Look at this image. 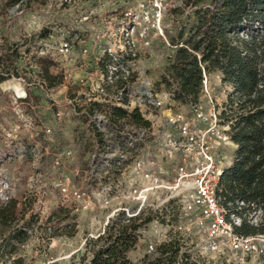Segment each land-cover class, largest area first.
<instances>
[{
  "label": "built area",
  "instance_id": "obj_1",
  "mask_svg": "<svg viewBox=\"0 0 264 264\" xmlns=\"http://www.w3.org/2000/svg\"><path fill=\"white\" fill-rule=\"evenodd\" d=\"M97 1V8L84 16L98 23L92 34L75 33L74 37L70 31H61L57 37L49 34L42 39L38 58L50 59L52 73L63 80L48 87L39 66L37 84L51 100L46 112L50 118L53 112L54 123L44 122L43 132L50 143L34 140L32 157L41 160L52 151L60 196L76 211L107 210L105 228L120 214L127 221L152 212L180 214L179 223L156 220L146 240L147 262L160 257V247L174 242L176 235L190 237L198 247L202 263L193 255L186 258L196 264H209L211 257L226 264L260 260L264 233H238L242 218L223 202L221 180L228 166L220 146L231 140L230 127L221 122L223 108L211 97L207 110L200 102L188 104L190 113L175 110L172 94L160 96L157 83L138 65L141 55L156 43L183 46L172 38L171 23L194 19L195 11L211 7V1ZM204 77L207 91L206 73ZM55 89L64 90L63 99L53 94ZM28 90L21 87L15 98L35 108L37 103ZM120 107L130 112L137 109L150 124L118 117L115 109ZM30 124L35 130L33 118ZM65 124H70L75 141L58 147L54 135ZM74 147L87 149L85 156L80 152L77 159ZM74 160L75 168L68 172ZM250 215L258 224L262 211ZM142 233L148 234L147 228Z\"/></svg>",
  "mask_w": 264,
  "mask_h": 264
},
{
  "label": "rangeland",
  "instance_id": "obj_2",
  "mask_svg": "<svg viewBox=\"0 0 264 264\" xmlns=\"http://www.w3.org/2000/svg\"><path fill=\"white\" fill-rule=\"evenodd\" d=\"M98 5L97 0H24L15 5H10L7 0H0V55H5L4 58L7 59V51L16 47L19 50L16 57L2 62L4 65L17 66L19 76H13L0 83V204L11 198L18 200L22 211L17 227H22L30 221L34 222L27 241L19 244V249L13 257L0 264H81L84 255L88 259L91 257V249L98 247L96 241L106 233L110 225L105 228L107 210L76 211L68 200L60 196V192L55 188V178L58 175L52 163V151L46 153L41 160H34L31 151L34 140H41L44 145L50 143L43 132L44 122L54 123L53 112L50 111L51 118L50 113L46 112V105L51 100L47 99L37 84L40 79L38 56L43 45L42 39L49 34L57 37L61 31H70L74 37L75 33L80 36L92 34L93 27L98 23L94 19L86 20L84 16ZM171 24V36L176 42L182 30L185 29L186 36L189 35L188 20ZM177 49L156 43L149 53L141 55L138 65L145 69L146 77L159 83L162 75L169 71ZM207 80V91L203 86L199 102L203 109L207 110L212 97L222 107L232 90L231 86L222 82L219 72L207 74ZM21 87L29 89L37 107L32 108L16 100V92ZM159 88V95L163 98L171 93L164 84ZM63 93V89L53 91L60 100L64 98ZM172 103H175V110L190 113L188 104L177 101ZM30 118L34 119L35 125L32 127L35 130L31 128ZM17 124L20 125L18 131ZM32 131H35L34 136ZM54 139L58 147L73 145L75 137L70 124H65L61 131L57 129ZM236 149L237 145L232 140L220 146L226 166L232 164ZM86 150L74 147L75 157L80 158V152L81 157H84ZM76 160L68 165V172L75 168ZM61 209L65 212L53 218ZM249 217L251 218V215ZM142 218H150L143 226L147 228L148 234L142 233V227L138 243L129 254L135 263L146 259V240L151 237L156 220L163 219L166 222L170 219L172 224L183 220L180 214L166 212L146 213ZM174 242L175 248L166 253L159 264L194 263L192 259L186 260L192 255L202 263L198 247L191 243L190 237L176 235ZM175 249H178V252L171 258ZM151 262L157 264L155 261L149 263ZM209 264L226 263L222 259L211 257ZM249 264H264V257Z\"/></svg>",
  "mask_w": 264,
  "mask_h": 264
},
{
  "label": "trees",
  "instance_id": "obj_3",
  "mask_svg": "<svg viewBox=\"0 0 264 264\" xmlns=\"http://www.w3.org/2000/svg\"><path fill=\"white\" fill-rule=\"evenodd\" d=\"M21 1L24 0L7 3L15 5ZM202 1L207 2H193ZM210 1L211 7L198 8L195 18L188 21L189 35L185 29L180 32L179 40L184 45L177 49L169 71L157 85H166L173 99L184 104L199 103L205 73L219 72L222 82L231 86L222 106L221 122L230 127L237 149L221 180L223 202L231 213L242 218L241 226L236 227L238 233H264V0ZM7 52V59L0 55V83L19 76L17 66L2 63L16 57L19 50L16 47ZM38 64L48 87L62 82L61 76L52 73L50 59L40 57ZM115 114L137 124H150L137 109L130 112L120 107ZM21 211L16 199L0 204V263L17 253L19 244L27 241L33 229L32 221L17 227ZM257 211H262L258 224L249 217ZM63 212L61 209L53 218ZM149 221L150 218L142 217L127 221L120 214L96 241L98 247L91 249V257L84 255L81 264H153L147 262V257L140 263L129 257L138 243L140 228ZM175 245L176 242L162 245L155 263L159 264ZM174 252L171 258L178 249Z\"/></svg>",
  "mask_w": 264,
  "mask_h": 264
}]
</instances>
